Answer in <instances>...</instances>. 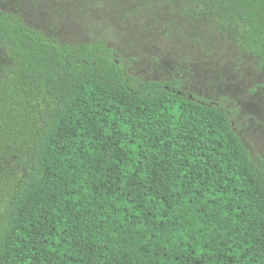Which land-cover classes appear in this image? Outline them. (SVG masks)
Returning a JSON list of instances; mask_svg holds the SVG:
<instances>
[{
    "label": "trees",
    "instance_id": "1",
    "mask_svg": "<svg viewBox=\"0 0 264 264\" xmlns=\"http://www.w3.org/2000/svg\"><path fill=\"white\" fill-rule=\"evenodd\" d=\"M264 68V0H187ZM0 264H264V158L183 81L0 10Z\"/></svg>",
    "mask_w": 264,
    "mask_h": 264
},
{
    "label": "rangeland",
    "instance_id": "2",
    "mask_svg": "<svg viewBox=\"0 0 264 264\" xmlns=\"http://www.w3.org/2000/svg\"><path fill=\"white\" fill-rule=\"evenodd\" d=\"M0 10L62 44L104 41L141 81H183L222 105L251 157L264 158V68L187 0H0ZM8 63L0 49V78Z\"/></svg>",
    "mask_w": 264,
    "mask_h": 264
}]
</instances>
